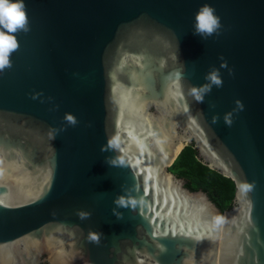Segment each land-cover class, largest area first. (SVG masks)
I'll list each match as a JSON object with an SVG mask.
<instances>
[{
	"label": "water",
	"instance_id": "95a60500",
	"mask_svg": "<svg viewBox=\"0 0 264 264\" xmlns=\"http://www.w3.org/2000/svg\"><path fill=\"white\" fill-rule=\"evenodd\" d=\"M25 3L31 30L0 75V264H264V0ZM205 3L222 24L207 40L193 32ZM213 67L223 87L199 104ZM191 145L234 183L231 209L170 171ZM133 186L144 203L118 219Z\"/></svg>",
	"mask_w": 264,
	"mask_h": 264
},
{
	"label": "clouds",
	"instance_id": "9594fccd",
	"mask_svg": "<svg viewBox=\"0 0 264 264\" xmlns=\"http://www.w3.org/2000/svg\"><path fill=\"white\" fill-rule=\"evenodd\" d=\"M222 28L221 18L216 14V9L210 4H203L195 15L193 32L195 35L200 36L203 40H207L213 35H219ZM30 29V20L27 11V5L25 0H0V75H2L6 69L12 67L11 57L16 52L20 43L17 34L20 32L27 33ZM178 47V43H177ZM222 61L223 58L221 57ZM227 61H223L220 68H227ZM232 74V71L229 70ZM207 81L200 86H192L190 95L194 100L202 104L205 101V97L212 92L213 87H223V79L220 74V69L213 67L204 77ZM41 93L33 95V99H37L41 96ZM236 108L231 112L224 115V122L227 126L231 127L234 123V114L244 109V104L241 100H236ZM210 109H214L216 105L214 103L209 105ZM64 120L72 126L78 123L77 117L71 113H66ZM219 122V115L212 117V123ZM66 129H56V134ZM110 147L105 145L101 147V152H107ZM106 162L110 166H123L122 162H118L116 158L106 157ZM256 182L252 181H240L237 183V190L241 194H248L255 189ZM133 191L138 192V186L131 188H123L125 194L118 195L114 199L116 207L112 209L113 214L118 218H123V213L118 209L131 208L135 210L138 205H143L144 201L142 197L133 195ZM76 215L80 220L89 219L92 215L91 212L85 210H77ZM102 233L98 231H89L88 241L97 245L101 242Z\"/></svg>",
	"mask_w": 264,
	"mask_h": 264
},
{
	"label": "trees",
	"instance_id": "16d2710c",
	"mask_svg": "<svg viewBox=\"0 0 264 264\" xmlns=\"http://www.w3.org/2000/svg\"><path fill=\"white\" fill-rule=\"evenodd\" d=\"M170 171L183 178L191 191L206 192L222 212L233 206L236 191L234 183L200 162L193 145L182 151Z\"/></svg>",
	"mask_w": 264,
	"mask_h": 264
}]
</instances>
